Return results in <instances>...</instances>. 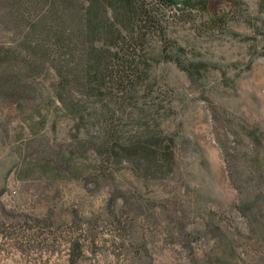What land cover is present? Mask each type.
I'll return each mask as SVG.
<instances>
[{"label": "rangeland", "instance_id": "374dc122", "mask_svg": "<svg viewBox=\"0 0 264 264\" xmlns=\"http://www.w3.org/2000/svg\"><path fill=\"white\" fill-rule=\"evenodd\" d=\"M141 1L158 22L144 95L175 164L95 165L78 140L97 126L61 110L49 65L20 64L0 78V264H264V0ZM165 51L206 66L192 79Z\"/></svg>", "mask_w": 264, "mask_h": 264}, {"label": "trees", "instance_id": "16d2710c", "mask_svg": "<svg viewBox=\"0 0 264 264\" xmlns=\"http://www.w3.org/2000/svg\"><path fill=\"white\" fill-rule=\"evenodd\" d=\"M197 1L207 8L210 0ZM152 12L141 0H0V25L12 39L8 46L0 42V66L5 68L0 78L17 74L20 64L49 65L56 73L61 110L77 122L78 130L86 124L98 128L78 140L80 147H93L95 165L126 158L156 173L172 168L175 153L169 142L174 139L166 140L160 129L161 101L144 95L151 87L145 83L141 50L158 23ZM163 56L192 79L206 66L186 65L166 51ZM124 118L138 126L134 134L125 135ZM96 155L103 159L100 163ZM35 161L52 173L60 167L41 157Z\"/></svg>", "mask_w": 264, "mask_h": 264}]
</instances>
